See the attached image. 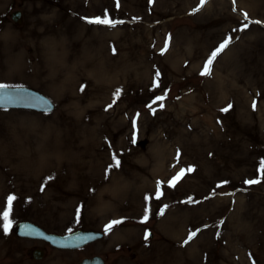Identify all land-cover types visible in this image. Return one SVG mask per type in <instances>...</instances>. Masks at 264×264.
<instances>
[{
    "label": "rangeland",
    "instance_id": "rangeland-1",
    "mask_svg": "<svg viewBox=\"0 0 264 264\" xmlns=\"http://www.w3.org/2000/svg\"><path fill=\"white\" fill-rule=\"evenodd\" d=\"M0 85L56 105L0 110V264H264V0H0ZM21 221L104 237L58 251Z\"/></svg>",
    "mask_w": 264,
    "mask_h": 264
},
{
    "label": "water",
    "instance_id": "water-1",
    "mask_svg": "<svg viewBox=\"0 0 264 264\" xmlns=\"http://www.w3.org/2000/svg\"><path fill=\"white\" fill-rule=\"evenodd\" d=\"M20 13L12 15L13 21H18ZM0 108L29 109L40 112H51L53 104L44 95L26 88H0ZM17 234L22 237L42 239L59 249H76L83 247L97 239L102 234L94 231H78L67 236H56L48 234L31 223L18 225ZM80 264H104L100 257L84 259Z\"/></svg>",
    "mask_w": 264,
    "mask_h": 264
},
{
    "label": "snow or ice",
    "instance_id": "snow-or-ice-1",
    "mask_svg": "<svg viewBox=\"0 0 264 264\" xmlns=\"http://www.w3.org/2000/svg\"><path fill=\"white\" fill-rule=\"evenodd\" d=\"M204 3H206V0H200V6H203ZM198 10H199V8L194 9L193 11H198ZM247 19H248L247 14H245V20H247ZM88 22L89 23H95V24H108V25H114L115 23H121L120 21H112V20H109L107 18V14H105V18L104 19L95 18V19L89 20ZM255 23H260V21H255ZM247 27H248V25L247 24H244L243 25V28L241 30L246 29ZM229 43H230V38H226L223 41V43H221L220 46L215 51L212 52L211 56L206 61L205 65H204V68H203V70L200 73L201 75H207V74H209V72H210V66L212 64V61L215 59V57L217 56L218 53H220L221 51H223L228 46ZM157 76H159V73H157ZM4 87H6V86L5 85H0V88H4ZM83 90H84V87L82 86L81 87V91H83ZM116 95H119V90H117ZM156 99L157 100H163V97H157ZM109 107H111V105H109ZM161 107H163L162 104H161ZM228 107L230 108L231 105H229ZM253 107H255V103H254ZM227 110H228V108L222 109V111H227ZM133 126L135 127V121H133ZM133 143H135V137H133ZM114 160H115V158H114ZM119 165H120L119 160H115V165L114 166L119 167ZM262 168H264V165H262ZM192 170L193 169L191 167L189 169H187V171H189V172L192 171ZM183 174H184V170L182 169L181 172L178 173L177 176L174 177L172 181H170V185H174L175 182L178 179H180V177ZM259 182H260L259 180H245L244 181L245 184H256V183H259ZM159 196H160V192H159V184H158L157 198H159ZM14 199H15L14 196H9L7 198V203H8V206L9 207H8L7 210H5L3 212V220H4L3 227H4V231L5 232H7L9 230V228L11 227V224H10V222L8 220V217H9V211H10V208H11V203H12V201ZM145 199L147 200L148 197L146 196ZM77 212H79V210H77ZM161 214H162V212H161ZM147 219H148V215H147V209H146L145 210V216H144V218H143V220L141 222H144ZM119 223H121V221H112L111 223H109L108 225L105 226V231L107 232L108 230H110L113 227V225L119 224ZM195 235H196L195 232L190 233L189 236H188V239L185 240L184 243L187 244ZM148 236H149V233L145 232V237L144 238L146 240L148 239Z\"/></svg>",
    "mask_w": 264,
    "mask_h": 264
}]
</instances>
